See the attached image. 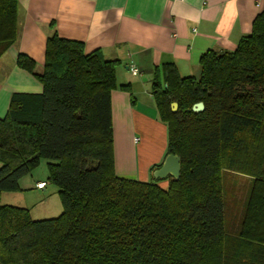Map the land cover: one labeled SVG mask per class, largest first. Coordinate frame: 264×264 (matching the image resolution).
<instances>
[{"label":"trees","instance_id":"16d2710c","mask_svg":"<svg viewBox=\"0 0 264 264\" xmlns=\"http://www.w3.org/2000/svg\"><path fill=\"white\" fill-rule=\"evenodd\" d=\"M17 13V0H0V57L17 39ZM118 62L55 30L40 73L18 55L42 91L12 93L0 118V194L45 158L63 211L34 220L0 202V264H264V6L234 50L200 56L198 79L172 63L154 70L167 154L180 160L167 189L152 175L161 163L147 181L115 171L111 91L127 88ZM237 173L251 184L229 231L223 180Z\"/></svg>","mask_w":264,"mask_h":264},{"label":"crops","instance_id":"0c3cea01","mask_svg":"<svg viewBox=\"0 0 264 264\" xmlns=\"http://www.w3.org/2000/svg\"><path fill=\"white\" fill-rule=\"evenodd\" d=\"M16 41L0 57V118L14 92L39 93L41 83L16 65L18 55L41 72L54 30L117 59L111 91L114 166L118 175L147 181L167 155V125L159 118L151 80L156 68L175 65L181 77L200 73L207 50H234L249 34L264 0H17ZM138 68L132 74L129 66ZM37 181V183L41 182ZM44 182V181H43ZM46 185H44V189Z\"/></svg>","mask_w":264,"mask_h":264},{"label":"rangeland","instance_id":"374dc122","mask_svg":"<svg viewBox=\"0 0 264 264\" xmlns=\"http://www.w3.org/2000/svg\"><path fill=\"white\" fill-rule=\"evenodd\" d=\"M199 75H196L198 79ZM178 105L175 109L177 111ZM48 160L41 158L19 181V187L15 191L2 192L0 202L4 205L24 207L30 211L34 220L55 218L61 215L63 206L57 185L49 179ZM44 181L46 187H36L37 181ZM163 180V179H162ZM169 179L160 181L158 184L168 188ZM251 178L244 174H228L223 180V187L226 190L224 196L228 214L226 215V229L231 231L237 227L241 219V208L246 199Z\"/></svg>","mask_w":264,"mask_h":264},{"label":"water","instance_id":"95a60500","mask_svg":"<svg viewBox=\"0 0 264 264\" xmlns=\"http://www.w3.org/2000/svg\"><path fill=\"white\" fill-rule=\"evenodd\" d=\"M172 110L175 111L177 107L176 102L171 103ZM204 108L203 102L195 103L192 106V110L194 111H201ZM180 174V160L179 157L173 153H168L161 165L155 169L152 173L154 179H165L168 176L172 177L173 179H178Z\"/></svg>","mask_w":264,"mask_h":264},{"label":"built area","instance_id":"2783aa9c","mask_svg":"<svg viewBox=\"0 0 264 264\" xmlns=\"http://www.w3.org/2000/svg\"><path fill=\"white\" fill-rule=\"evenodd\" d=\"M129 70L131 71L132 74H137L138 73V68L134 64H131L129 66ZM44 185H45V183L43 181H41V182L36 184V187L37 188H43Z\"/></svg>","mask_w":264,"mask_h":264}]
</instances>
